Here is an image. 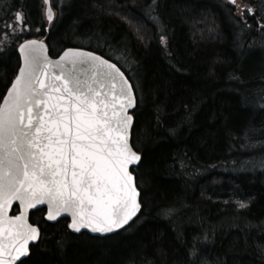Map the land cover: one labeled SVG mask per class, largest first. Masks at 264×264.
Wrapping results in <instances>:
<instances>
[{
  "label": "trees",
  "instance_id": "16d2710c",
  "mask_svg": "<svg viewBox=\"0 0 264 264\" xmlns=\"http://www.w3.org/2000/svg\"><path fill=\"white\" fill-rule=\"evenodd\" d=\"M51 4L47 25L41 0H0V41L14 34L0 47V98L26 38L43 36L50 56L79 47L114 62L136 99L130 143L142 160L131 171L141 209L103 236L30 212L40 238L22 264H264V146L242 147L245 132L264 141V0ZM17 11L26 32L12 31Z\"/></svg>",
  "mask_w": 264,
  "mask_h": 264
},
{
  "label": "snow or ice",
  "instance_id": "6c2138e0",
  "mask_svg": "<svg viewBox=\"0 0 264 264\" xmlns=\"http://www.w3.org/2000/svg\"><path fill=\"white\" fill-rule=\"evenodd\" d=\"M43 4L51 23L50 0ZM14 18L21 22L22 13ZM160 39L163 43L164 37ZM19 51V70L0 101V264H22L30 242L39 240L40 229L28 222L29 209L37 205L47 204L48 220L69 214L67 229L75 233H114L141 209L130 170L142 160L130 143L134 117L129 110L136 99L124 73L78 48L49 59L40 40H25ZM244 139L242 147L264 146L247 132ZM14 201L20 210L10 216ZM248 203L238 200L236 207L244 209ZM56 243L62 248L64 240ZM193 255L194 250L189 252Z\"/></svg>",
  "mask_w": 264,
  "mask_h": 264
},
{
  "label": "water",
  "instance_id": "95a60500",
  "mask_svg": "<svg viewBox=\"0 0 264 264\" xmlns=\"http://www.w3.org/2000/svg\"><path fill=\"white\" fill-rule=\"evenodd\" d=\"M224 1H226L227 3H229V4H232V3H230V0H224ZM236 1V0H235ZM42 2H43V0H42ZM44 5V4H43ZM50 6H51V4H50ZM52 7V6H51ZM44 8H45V5H44ZM53 12H54V9H53ZM44 17H45V19H46V21L48 22V23H50L48 20H47V18H46V16L44 15ZM17 22V21H16ZM17 23H21V22H17ZM33 39H35V40H40V41H43L44 42V44H45V46H46V48H47V55H48V57H49V59H52V60H56V59H58L59 58V56L64 52V50L65 49H68V48H78V49H82L83 51H86V52H93V53H95L96 55H98V56H101V57H103L104 59H106V60H109V59H107V58H105L104 56H102V55H100V54H98V53H96V52H94V51H91V50H88V49H85V48H79V47H66V48H64L63 50H61L57 55H55V56H50V54H49V51H48V45H47V43H46V41L44 40V39H36V38H33ZM27 40H32V39H27ZM24 42V41H23ZM22 42V43H23ZM17 54H18V58H19V66H20V51H19V46L17 47ZM110 61V60H109ZM111 63H114V62H112V61H110ZM115 64V63H114ZM19 66H18V69H17V72H18V70H19ZM117 66V65H116ZM118 67V66H117ZM119 68V67H118ZM121 70V69H120ZM122 71V70H121ZM17 72H16V74H17ZM15 74V75H16ZM125 75V74H124ZM15 77V76H14ZM125 77H126V75H125ZM127 78V77H126ZM14 79V78H13ZM12 79V80H13ZM128 79V78H127ZM12 80H11V82H12ZM11 82H10V84H9V86L11 85ZM130 82V81H129ZM131 84V83H130ZM8 88V87H7ZM6 92H7V89H6V91H5V93L4 94H6ZM3 98V97H2ZM1 101H2V99H1ZM134 109V108H133ZM133 109H130L129 110V112H130V114L132 115V110ZM130 130H131V128H130ZM134 167H136V166H130V170H131V168H134ZM140 193V192H139ZM138 199H139V202H140V195H139V197H138ZM13 206H17V208H18V211H17V213H15V214H11V210H12V207ZM13 206L9 209V215L10 216H13V215H17L18 213H19V210H20V205H19V202L18 201H14L13 202ZM39 209H44V219L46 220V221H48V222H51V223H54V222H56L58 219H62V218H64V219H66L68 222H67V224L71 221V217H70V215L69 214H67V213H63V214H61V216L60 217H57V219L56 220H48L47 219V216H46V213H47V204H41V205H37L35 208H33V209H29V211H28V216H29V212L30 211H34V210H39ZM139 212V211H138ZM138 214V213H137ZM135 218V217H134ZM28 222H29V219H28ZM30 223V222H29ZM70 230V229H69ZM70 231H72V230H70ZM73 232V231H72ZM81 232H84V233H87V234H89V235H91V236H103V235H107V234H110V233H104V234H101V233H92V232H90L89 230H87V229H82L81 230ZM80 232V233H81ZM34 243H36V242H30V245H33ZM29 245V246H30ZM25 257H22L21 258V260L22 259H24ZM20 261H17V262H15V264H17V263H19Z\"/></svg>",
  "mask_w": 264,
  "mask_h": 264
},
{
  "label": "rangeland",
  "instance_id": "374dc122",
  "mask_svg": "<svg viewBox=\"0 0 264 264\" xmlns=\"http://www.w3.org/2000/svg\"><path fill=\"white\" fill-rule=\"evenodd\" d=\"M42 12L44 13V9H43V6H42ZM15 28H13L12 29V31H17V33L19 32H21L22 31V29H23V32H26V30H27V28H22L20 25H15L14 26ZM14 34H10L6 39H5V41L4 42H6L8 45L10 44V43H12L11 41V39L10 38H12L11 36H13ZM4 42H2V41H0V47H2V45H4Z\"/></svg>",
  "mask_w": 264,
  "mask_h": 264
},
{
  "label": "flooded vegetation",
  "instance_id": "af4514ba",
  "mask_svg": "<svg viewBox=\"0 0 264 264\" xmlns=\"http://www.w3.org/2000/svg\"><path fill=\"white\" fill-rule=\"evenodd\" d=\"M13 77H14V76H13ZM13 77L10 78V81H11V79H12ZM10 81L7 83L8 85H9ZM8 85H7V86H8ZM7 86L5 87L4 92H5L6 88H7ZM4 92H3L2 95H1L0 101H1V99H2V97H3V95H4Z\"/></svg>",
  "mask_w": 264,
  "mask_h": 264
}]
</instances>
